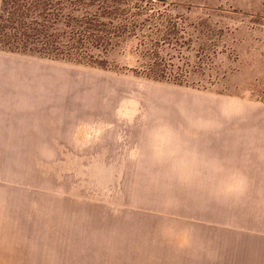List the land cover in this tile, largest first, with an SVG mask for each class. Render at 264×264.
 <instances>
[{
	"label": "rangeland",
	"instance_id": "obj_1",
	"mask_svg": "<svg viewBox=\"0 0 264 264\" xmlns=\"http://www.w3.org/2000/svg\"><path fill=\"white\" fill-rule=\"evenodd\" d=\"M158 120L247 195L153 165ZM0 126V264H264V0H0Z\"/></svg>",
	"mask_w": 264,
	"mask_h": 264
},
{
	"label": "clouds",
	"instance_id": "obj_2",
	"mask_svg": "<svg viewBox=\"0 0 264 264\" xmlns=\"http://www.w3.org/2000/svg\"><path fill=\"white\" fill-rule=\"evenodd\" d=\"M139 151L153 165L163 166L170 179L179 182L206 184L209 195L224 201H239L248 193L247 177L237 168L229 167L226 161L201 152L197 146L182 139L166 121L158 120L142 131ZM226 176V179L221 177ZM171 202H166L170 206ZM161 237L176 235L172 224L158 225ZM183 243L194 242L193 229L185 226L181 233Z\"/></svg>",
	"mask_w": 264,
	"mask_h": 264
},
{
	"label": "crops",
	"instance_id": "obj_3",
	"mask_svg": "<svg viewBox=\"0 0 264 264\" xmlns=\"http://www.w3.org/2000/svg\"><path fill=\"white\" fill-rule=\"evenodd\" d=\"M4 120V118L2 119V121ZM1 127V126H0ZM3 129V128H2ZM0 130V147H5V143H6V134L4 130ZM14 138L16 137V133H14Z\"/></svg>",
	"mask_w": 264,
	"mask_h": 264
}]
</instances>
